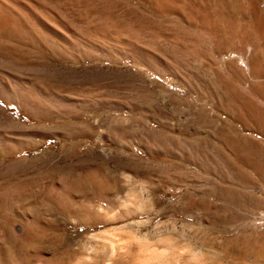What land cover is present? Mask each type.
<instances>
[{
	"label": "rangeland",
	"instance_id": "obj_1",
	"mask_svg": "<svg viewBox=\"0 0 264 264\" xmlns=\"http://www.w3.org/2000/svg\"><path fill=\"white\" fill-rule=\"evenodd\" d=\"M18 1L84 47L16 9L0 33L13 263L190 264L182 250L264 248V0Z\"/></svg>",
	"mask_w": 264,
	"mask_h": 264
},
{
	"label": "bare ground",
	"instance_id": "obj_2",
	"mask_svg": "<svg viewBox=\"0 0 264 264\" xmlns=\"http://www.w3.org/2000/svg\"><path fill=\"white\" fill-rule=\"evenodd\" d=\"M24 1H26V0H24ZM15 9L22 11V13L24 14L25 17H27L31 22H33L34 24L37 25V28L40 27L47 34L54 36V37L61 38L64 42L70 44L74 49H78V50L81 49L82 50V48L84 47V43H82L80 37L74 36V37H72L73 40L68 39L66 37L67 35L61 34L60 32L56 31L55 29H53L49 25V21H48L49 19H47V20L44 19L41 15H39L41 13L38 14V13L34 12L30 8H28L27 5L22 4L18 0H0V33L1 34L2 33L8 34V33L12 32V30L14 28L15 20H14V18H12L10 16L15 14ZM17 14H19V13H17ZM16 17H18V15ZM22 18H24V17H22ZM17 20H18V18H17ZM13 21H14V23H13ZM52 21H53V19H52ZM31 22H30V24H31ZM25 28L27 31H29L30 35H32V34L34 35V32H33L34 30H32L30 27H27V26ZM14 32H15V30H14ZM75 35H77V34H75ZM37 98L39 99V97H37ZM32 100H36V99L34 98ZM40 100L41 99H39V101ZM26 101L28 102L31 100L30 99L27 100V98H26ZM20 102H21V100H20ZM35 103H36V101H35ZM30 104H31V102H30ZM24 105H26V104H24ZM36 110H37V108H36ZM7 219H8V217H7ZM9 225H10V228H12L13 232H16L17 234L22 233V235H24L25 237L29 234V233L27 234V231L25 229L20 230V228H19V230H17L18 227H16L15 221H13V220H11L9 222ZM24 236H22V237L25 238ZM26 239H27V237H26ZM7 241H5L4 237L2 235H0V264H14L13 261L15 262V258H16V256L14 255L15 251H14V249H12V246L6 244ZM180 254L187 261H190V264H191V261L194 263H197V264H204V262L207 264H264V248H261V250H259V251H253V250L252 251H248V250L247 251H245V250H237V251H233V250L232 251H230V250L218 251L217 250L216 251V250H210V251H207V252H205L199 256L192 255L187 250H182L180 252ZM154 258L156 259V257H154ZM250 258H254V260H256V261L250 262ZM16 260L18 261L17 258H16ZM259 261H261V263Z\"/></svg>",
	"mask_w": 264,
	"mask_h": 264
}]
</instances>
